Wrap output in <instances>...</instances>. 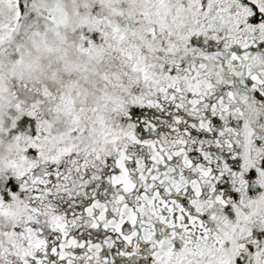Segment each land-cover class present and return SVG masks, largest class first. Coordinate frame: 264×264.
<instances>
[{
  "label": "snow or ice",
  "instance_id": "obj_1",
  "mask_svg": "<svg viewBox=\"0 0 264 264\" xmlns=\"http://www.w3.org/2000/svg\"><path fill=\"white\" fill-rule=\"evenodd\" d=\"M0 264H264V0H0Z\"/></svg>",
  "mask_w": 264,
  "mask_h": 264
}]
</instances>
